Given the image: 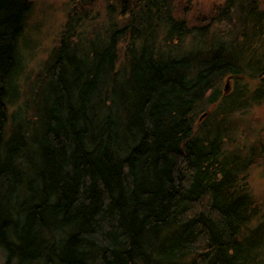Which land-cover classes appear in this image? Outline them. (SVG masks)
<instances>
[{"label": "trees", "instance_id": "obj_1", "mask_svg": "<svg viewBox=\"0 0 264 264\" xmlns=\"http://www.w3.org/2000/svg\"><path fill=\"white\" fill-rule=\"evenodd\" d=\"M104 1L121 25H85L94 0H71L19 99L32 3L0 0V264H264L247 183L260 147L228 119L264 89L221 98L239 68L170 0ZM206 102L220 118L196 124Z\"/></svg>", "mask_w": 264, "mask_h": 264}, {"label": "rangeland", "instance_id": "obj_2", "mask_svg": "<svg viewBox=\"0 0 264 264\" xmlns=\"http://www.w3.org/2000/svg\"><path fill=\"white\" fill-rule=\"evenodd\" d=\"M32 7L28 17L26 18L24 32L20 39L19 48L23 56V74L20 81V89L18 92L19 99H24L30 82L35 78L40 68L46 61L51 49L58 43L60 31L66 21L67 12L73 3L71 0H29ZM220 1L217 0H175L173 10L170 12L172 19L179 21L185 20L186 27L200 28L202 31V40L196 37L193 40L198 41L199 48H204L211 42L225 43L223 46L225 56L234 62L239 68L244 67V62L248 60V49L241 45L243 40L237 39L238 30L235 25H224L222 22L217 24H209L207 18L211 16V9L217 7ZM264 6V0H261ZM79 8V5L77 4ZM113 7V6H112ZM117 7V6H116ZM87 17L83 23L85 25H121L118 19V13L108 12L106 2L104 0H94L92 5L86 6ZM96 26V28H98ZM241 27V25H237ZM183 45L190 44L191 35L183 36ZM231 41V42H230ZM201 42V43H200ZM231 43V44H230ZM260 48V51L258 47ZM254 55L250 52L251 63L257 64L258 53L264 50V42L257 44L254 48ZM252 65V64H251ZM256 68L257 66L252 65ZM243 71V69H241ZM226 77V76H225ZM224 78V77H223ZM260 76L254 77L243 71L238 79H232L228 82V91L234 95L236 89L240 95H250L261 85ZM227 83L223 79L219 84L222 88ZM248 90H247V89ZM237 94V93H236ZM244 109L234 112L228 117L232 124L235 134L234 141L237 144L251 146L257 144L259 149L256 150L257 158L247 172L248 189L251 193L255 204L264 213V100H253ZM216 105L212 103H203L194 114L196 124H200L209 120L213 116L220 118V114L216 112ZM216 112V113H215ZM214 117V118H215ZM215 118V120H217ZM233 146V145H228Z\"/></svg>", "mask_w": 264, "mask_h": 264}, {"label": "flooded vegetation", "instance_id": "obj_3", "mask_svg": "<svg viewBox=\"0 0 264 264\" xmlns=\"http://www.w3.org/2000/svg\"><path fill=\"white\" fill-rule=\"evenodd\" d=\"M146 0H140L139 3H144ZM220 1L217 7L211 9V16L207 18V21L209 24H217L218 22L224 23V25H235L238 33H237V39L243 40L241 44L237 43L236 45H241L243 47H246L248 50V60L244 62V67L239 68L235 63H232L234 67L239 68L240 74H242L243 71H246V74L253 75L251 70V57L250 52L252 55H254V51L250 50L253 49L255 45L260 44L264 42V6L261 3V0H217ZM175 3V0H170V11L173 9V4ZM152 18V17H148ZM175 21V20H174ZM177 22H182L184 25H186L185 20H179ZM237 25H241V27H237ZM231 42V41H230ZM225 44V43H224ZM231 44V43H230ZM226 45V44H225ZM258 47V46H257ZM226 49V47H224ZM259 51L260 48L258 47ZM259 54L258 62H262L264 65V50L263 52ZM225 55V54H224ZM260 66V65H259ZM243 69V71H241ZM240 74L238 76H240ZM260 74V75H259ZM258 76L261 78H264V71L259 73ZM257 76V77H258ZM232 74H227L226 77H224L223 81L224 83H227L222 88V97H229V89H228V82L232 80L233 78ZM259 88H262L259 86ZM247 89V88H246ZM258 89V88H257ZM248 90V89H247ZM241 90L236 89L233 93L234 95H231V97L238 96V92ZM237 93V94H236Z\"/></svg>", "mask_w": 264, "mask_h": 264}, {"label": "bare ground", "instance_id": "obj_4", "mask_svg": "<svg viewBox=\"0 0 264 264\" xmlns=\"http://www.w3.org/2000/svg\"><path fill=\"white\" fill-rule=\"evenodd\" d=\"M261 89H264V87H262ZM238 96H242V95H240V93H239Z\"/></svg>", "mask_w": 264, "mask_h": 264}]
</instances>
